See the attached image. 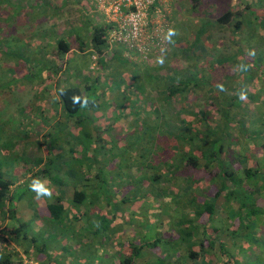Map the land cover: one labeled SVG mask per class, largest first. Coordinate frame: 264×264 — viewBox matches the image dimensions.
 I'll use <instances>...</instances> for the list:
<instances>
[{"label":"rangeland","instance_id":"374dc122","mask_svg":"<svg viewBox=\"0 0 264 264\" xmlns=\"http://www.w3.org/2000/svg\"><path fill=\"white\" fill-rule=\"evenodd\" d=\"M197 1L193 5L189 3L185 13L182 12L185 20L183 23L177 22L176 26L180 29L177 33L172 31L173 38L171 37L169 43L167 41L164 52L156 53L150 58L131 56L133 58L128 60L130 63L116 62L117 71L113 69L112 74L116 82L114 87L120 92L121 99L110 102L111 106H107L111 108L116 105L120 110L114 112L122 113L113 115L112 120H109L112 124L102 129V126L97 127V124H102V108L104 107V102L99 95L102 86H99L98 82L104 77V72L99 71L97 64L93 69H87L91 52L78 57L76 53L68 56L43 55L44 50L54 54L50 42L52 43L54 37L58 35L56 25L59 26L60 32L61 27L67 24L72 25L73 21L76 26L82 21L83 11L92 16L95 8L90 7L87 0H1L0 172L2 175H8V179L15 181L17 175H10L11 169L32 170L37 165L35 158L45 159L47 149L51 156L60 149L58 158L49 161L47 159L51 157H47L43 163L44 167L49 169L56 178L61 179L59 172L64 169H60L58 163L62 160L66 168L72 167L76 171L94 164L102 175L101 193L98 192V194L102 196V205L106 202L108 205L106 212L108 216L105 221L98 215L85 214L80 218L76 216L80 220L74 222L66 216L61 222L60 220L51 222L42 215L43 213L35 211L27 218L31 219L28 225L34 222L37 227L33 229L37 243H31L28 239L24 244L30 245L28 251L31 254L34 255L35 247L37 250L40 247L39 242L43 240L46 242V246L42 248L43 255H48L55 263H59L60 258L55 257V250H52V247H58L59 243L67 246L75 237L80 240L78 246L80 257H84V253L88 252L87 249L92 251L91 248L100 242H102L103 256L104 245L110 241L113 242L116 237L126 236L127 230L140 234V241L161 236L166 243L175 232L172 231L174 225L172 222L179 220L180 217H186L185 213L181 212L182 206L179 203L184 195L176 190L177 187L173 183L168 185L163 181L169 179L168 175L161 173L162 182L157 180L152 182L148 177L155 171L162 172L161 169L165 168L167 170L169 164L162 165L161 169L158 167L152 170L156 145H153L154 139L151 136L158 126L157 120L154 119L156 106L153 97L157 101V97L160 96L156 93L157 90L152 89V78L147 77L145 71L141 70L145 65L139 68L136 66L137 61L148 63L146 66L152 69L159 66L157 72H162L165 67H174L182 74L189 75L190 89L185 95L189 93L186 97L191 102H195L194 110L199 111L200 107L207 110L213 109L217 107L218 102L225 112L229 110V116L238 118L227 120L228 127L225 130L229 138L225 141L226 150L232 152L237 149L239 155L248 150V164H251L254 159H257L258 164L264 162L261 157L264 153L263 149L254 145L250 146L249 141H245L240 134H235L237 129L244 132L253 126L256 134H264V0ZM244 4H249L250 7H243L242 25L239 31L234 32L231 29L233 20L229 24L216 23V17L223 11L235 6L242 7ZM201 24L204 25V31L198 34L200 41H195L194 38H198L197 30ZM82 26L83 31L88 35L90 25L83 22ZM45 41L49 43L47 42L44 47L46 49H43L40 42ZM70 42L74 43L76 40L70 39ZM86 42L88 43V39ZM192 42L194 46L190 52L193 55L190 54L184 58L185 49ZM46 59L50 60L46 61ZM58 66H61L63 71L56 75L58 69L55 70V68ZM85 69L87 77L84 78L87 82L92 80L95 84L94 90L92 89L88 95L96 100L97 106H90L91 108L82 109L70 116L61 115L55 125L50 127L51 130H48L42 142L43 139L37 138L35 128L38 126L36 130L39 133L40 124H37V121L41 119L44 124V118L46 121L49 120L46 117V110L50 108L51 94L54 95V87L51 83L54 80L56 83L66 82L69 79L81 81L84 79L82 74ZM163 114L165 116L164 110ZM33 115H36L34 122ZM127 115L130 116L126 118ZM218 115L207 113L210 118H217ZM238 115L244 119L239 118ZM186 116L189 120L193 118L188 114ZM202 116L204 115L200 113L199 117ZM115 117L120 119L118 126H113ZM77 118L79 121L75 123ZM194 122L196 125L192 128L196 129L198 123ZM166 123L162 119L160 125ZM230 126L232 129H229ZM76 132L78 135L73 136ZM67 134L71 135L67 140L68 144L63 143ZM202 135L200 131V136ZM156 138L158 137L155 136ZM96 142L98 146L92 148L88 146ZM78 143L83 146V151L80 148L71 151L65 148L70 145L80 146ZM24 149L30 151L27 152ZM157 151L159 152V148ZM21 164H23L22 167ZM230 166H233V163ZM236 170L240 175V170ZM259 172H263L262 166L259 167ZM177 179L179 180V177ZM30 183L26 181L12 187L16 205L35 208L42 204L36 193L30 190ZM215 185L212 184V189ZM226 185L229 186L228 188L232 187L231 184L226 183ZM225 192L226 190L221 194ZM64 202L70 205L69 215L79 212L77 204L68 200ZM135 208L137 210L132 211ZM230 210L226 209L223 220L216 217L207 225L197 220L199 230L200 226L205 225L207 231L205 237L208 235V230L214 227L224 231L228 228L232 214ZM112 222L115 223V227L111 226ZM83 224L91 226L93 232H88L86 227L78 229ZM256 226H249V228L255 229ZM29 227L31 226H25L26 230H24L27 238L31 233ZM54 241H56L54 246L50 245ZM66 249L68 248L63 247V252H66ZM172 249L170 248L171 251ZM0 252H3L2 249ZM72 261H75V258ZM76 263L75 261L73 264Z\"/></svg>","mask_w":264,"mask_h":264},{"label":"trees","instance_id":"16d2710c","mask_svg":"<svg viewBox=\"0 0 264 264\" xmlns=\"http://www.w3.org/2000/svg\"><path fill=\"white\" fill-rule=\"evenodd\" d=\"M196 1L190 0V3L193 5ZM243 7L248 8L250 5L244 4L242 7L235 6L223 11L216 17V23L219 25L229 24L233 20L231 29L234 32L239 31L242 25ZM261 21L263 20L261 19ZM106 28L107 26L102 25L94 26L89 32L91 45L99 53L106 45ZM203 31L204 25L201 24L197 30L198 38H194L195 41H200L198 34ZM53 41L56 53L51 54L49 50H44L43 55L47 57L56 54L64 55L68 50V44L62 38ZM47 42L42 43L43 49H46L44 47H46ZM193 42L185 49L186 56L184 58L191 54ZM49 60L46 59V61ZM59 68L61 66L55 70ZM157 68L141 69L145 71L147 77L152 78V89L157 90L156 93L160 96L157 97V101L153 97L156 106L154 119L157 120L158 126L151 136L154 139L153 145H156L152 170L160 168L162 165H169L167 170L160 168L162 172H153L149 175V179L152 182L156 180L162 182L161 173H165L169 179L163 181L167 182L168 185L173 183L177 187L176 190L184 195L179 203L182 206L181 212H184L186 217H180L179 220L172 222L174 224L172 231H180L186 235L184 240L190 236L200 235V238L195 239V241L190 238L183 242L179 239L181 234L173 233V239L170 238L165 243L167 248L170 249L173 244L179 242L184 244L182 246L187 251V257L192 259V264H264V162L258 164L257 159H254L251 164H248V150L241 155L237 149L228 152L225 148V141L229 138V135L226 134L227 130H225L228 127L227 120L236 117L229 116V110L225 112L218 102L216 103L217 107L213 109L207 110L200 107L198 108L199 111L194 110L195 102L188 100L186 96L189 93L185 95L190 89L188 86L191 81L189 75L182 74L174 67H165L162 72H157ZM94 87L93 82L90 87L74 84L57 88L56 95L63 112L70 116L77 114L82 109L97 106L96 100L88 95L92 89L94 90ZM229 104L231 105V102ZM200 113L204 116L199 117ZM207 113L219 115L217 118H210ZM186 114L193 116L192 120H189ZM238 117L244 119L241 115ZM162 119L167 123L160 125ZM77 120L78 118L75 122ZM194 121L198 123L196 129L192 128L196 125ZM237 122L243 125L241 122ZM229 129H232V126ZM199 130L202 131V136H200ZM254 130V126L244 132L237 129L235 134H240L245 141H249L250 146L254 145L264 150V134H256ZM155 136L158 138L155 139ZM158 148L159 152L157 151ZM47 157L51 158L47 159ZM55 157L56 153L51 156L47 150L45 160L52 161ZM261 157L264 161V153ZM35 159L37 163L40 161V158ZM232 163L233 166H230ZM260 166L263 169L261 173L259 172ZM235 168L240 170V175ZM37 174L48 176L50 171L43 164ZM157 182L156 184L159 186ZM211 183L216 184L214 189H212ZM226 183L231 184L232 187L228 188ZM12 184L10 179L0 172V214L2 216L6 209L10 212L15 210V195L10 189ZM223 189L226 192L221 194L224 192ZM77 193L68 201L79 205L82 202L83 194L81 191ZM186 198L187 201L185 202ZM64 201L55 198L53 202L41 204L42 215L48 221L59 222L60 220L61 222L67 209V204ZM226 209H231L230 211L234 214H231L228 228L219 231L217 227H214L208 230L209 236L205 237L206 229L204 226L209 224L210 220L217 215L219 219L222 218L223 220ZM99 217L105 221L104 216ZM197 220L205 223L202 228L200 227V230H197ZM253 225L259 227L250 229L249 226L252 227ZM9 226H3L1 232L14 240H18L19 235L25 236V223L20 222L18 226L13 224ZM164 242L165 240L163 241L162 238L154 237L147 241L142 240L138 244H132L125 252L121 253L118 264H145L142 262V251L147 249L154 251L159 247V244H164ZM11 254L0 252V264H19L18 260L12 261ZM164 261L165 258L161 255L156 264H172L174 262ZM178 263L180 264L179 261Z\"/></svg>","mask_w":264,"mask_h":264},{"label":"crops","instance_id":"0c3cea01","mask_svg":"<svg viewBox=\"0 0 264 264\" xmlns=\"http://www.w3.org/2000/svg\"><path fill=\"white\" fill-rule=\"evenodd\" d=\"M169 2L166 4V6L168 8V12L166 14V19H168L169 21V27L168 30L166 32V40L169 41L171 40V37L173 38V33L172 31H175L176 33L179 31L180 27L176 26L178 25V23H183L185 20V15L182 14V12L185 13L186 9L189 7V3L190 0H168ZM198 2V1H196ZM67 3L65 2V5ZM90 7H94V5L91 3H89ZM153 5L155 7H162V4L160 2H158L157 0L153 3ZM95 8V7H94ZM70 11V9H68ZM85 13V14H84ZM94 14H92V16L90 14H87L85 11L82 12V21L79 22L76 26H75V22L73 21L72 25L67 24L65 27L63 26V28L61 27V32L59 31V26L56 25V32H58L57 37H54V39H59L62 38L65 43L68 44V50L65 52L64 55L68 56L70 54H75L76 53V57H78L79 55H84L87 52H91V58L90 61L87 65V69H93V67L96 66L99 69V71L102 73V71L104 72V77H102L101 75V81L99 80V86H102V90L101 93H99L100 98L102 99V101L104 102V107L102 108V124H97V127H101L102 129H106L107 125H111L112 121V116L116 115L117 113H122V112H114L115 110H120L119 108L116 107V105H113L111 108H109L110 102H116L117 99H121V95L119 94L120 92H118L116 90V88L113 86L116 82L114 81L113 78V69H116V62H128L130 63L128 60V57L123 56V48L119 47L118 45H113L112 47H107L106 45L103 47V50L101 51V53L97 52L91 45V38H90V30H89V34L86 35L87 33L83 31V22L88 23L90 25V29L91 27L94 26H107L106 31L108 29L109 24L104 20V17L102 15L101 12H99L98 10H93ZM71 14H73V12L71 11ZM74 17V14H73ZM180 17V19H178ZM178 22V23H177ZM176 23V24H175ZM175 24V25H174ZM170 33V34H169ZM86 35V38H85ZM105 37H106V32H105ZM53 39V40H54ZM70 39L76 40V42L71 43ZM86 39H88V43L86 42ZM52 40V43L50 42V46L52 47L53 51L55 49L54 47V41ZM42 45V42H40ZM49 43V42H48ZM81 47V48H80ZM55 52V51H54ZM122 53V54H121ZM67 61V58H66ZM139 68H146L148 66V63H145L143 61H137L136 62ZM63 71V68H59L56 72V75H59V73H61ZM117 71V69H116ZM85 72V73H84ZM100 73V74H101ZM83 78L87 75V70L85 69L83 71ZM87 77V76H86ZM66 81V80H65ZM92 80L87 82V79H83L81 81H77V80H70L66 81V82H59L56 83V81L54 80L53 83H51L52 87H54V95L51 94V100L50 105H49V109L46 110V117L49 119L46 121V119L44 118L45 123L43 124L40 121H37V124L39 125V133H37L36 127L35 131H36V135L38 139H43L44 140V136L45 134L48 133V130L55 125V122L58 121L61 117V115H67L65 112H63L58 97L56 95V90L57 88L63 87V86H67V85H74V84H79L81 86L84 85H88L89 87L91 86ZM108 87H110V89L108 90ZM105 88V89H103ZM100 91V90H99ZM98 91V92H99ZM51 92V91H50ZM103 92V94H102ZM96 102V101H95ZM54 105V106H53ZM109 105V106H107ZM41 106L43 107V104H41ZM45 110V108H44ZM54 116V119H52V117ZM121 116V115H119ZM127 115L126 118H128ZM29 118H31V116L28 115ZM34 118H36V115H33V122H34ZM116 118V117H115ZM120 119L116 118L115 119V124L113 126H118ZM32 122V124H33ZM76 123V122H75ZM110 128V126H109ZM38 129V128H37ZM94 128H92V132ZM108 129V128H107ZM78 135V132H76L73 136ZM71 135L67 134L64 138L63 143L68 144L67 140L69 139ZM96 137V136H95ZM42 140V141H43ZM100 141V140H99ZM78 145L75 147V145H70V146H65V148H68V151H71L75 148H80L83 151V146L78 143ZM98 142L96 143H92L89 144L88 146L95 147L98 146ZM64 148V149H65ZM47 149V148H45ZM27 152H29V149H24ZM48 150V149H47ZM64 151V150H63ZM58 152H60V149H58L57 153H56V157ZM55 154V153H54ZM53 154V155H54ZM36 160V159H35ZM45 159L40 158V161L37 163V165L34 167V169L29 170V169H21V170H16V169H11L12 171L10 172V175H17L15 181H11V183H13L12 185H10V187L14 186L15 184L17 185L22 184L26 181L32 182L33 180H39L44 186L48 187L51 190V196H41L38 197L40 201H42V205L46 204V203H50L53 202L55 198H60L61 200H71V198H73L74 195L78 194V191H81L83 194L82 195V202L77 205V208H79V212H73L69 215L70 212V205H67V209L65 211L64 216L68 217L69 219L72 220V222L76 221V220H80L79 218L85 214H89V215H98V216H104L105 218L108 216L107 215V209H108V205L107 202L102 205V196H100V194H98V192L101 193V186H100V178L102 177L100 173V171L96 168V166L94 164H90L91 166H88L87 168L83 169H79L78 171H76L74 168L69 167L66 168L65 166V162L62 160L58 163V167L60 169H64V171H60L59 172V176L61 179H58V177L56 178L55 175H53L51 172L50 174L47 175H41V174H37L38 170L41 168V166L43 165ZM23 164H21L20 166L22 167ZM77 172V173H76ZM139 172V171H138ZM138 174V173H137ZM6 177L8 175H5ZM149 177V175H148ZM13 192V188H10ZM80 194V193H79ZM79 196V195H78ZM69 202V201H68ZM41 204V203H40ZM15 210H13V212H10L8 209L5 210L3 216L0 214V250L2 249L3 252H7V253H12L11 254V258L12 261H19V264H23L24 261H31L34 262L35 264H73L75 261L79 264H118V259L120 258L121 253L124 251H126L130 245L132 244H138L139 242H141L139 239L140 234H136L133 231H129L127 230V233L125 234L126 236H121V237H116L114 238L115 240L112 242L110 241L108 244L104 245V249L105 251L103 252V256H102V242L98 243L97 245H95L92 251L90 249H87L88 252L84 253L85 256H79V243L80 240L78 238L73 237L72 240H70V242L67 244V246L65 245H61L60 243L58 244V247H52V250H55V257L60 258L59 263H55L54 260H52L51 257H49L48 255H43L42 252V248L44 247V245L46 244L45 241L41 240V243L39 242L38 245H40V247L37 248L35 247V253L34 255L31 254V252H29V248L30 245H24L29 239V241L31 243H37V240L35 239V232L33 231V229H37V227L35 226V223L33 222V224H29L28 222L31 220H28L35 211H40L42 214V211L40 209V206H37L35 208H29L26 207L24 205H16L15 204ZM130 209V208H129ZM137 208H135L132 211H136ZM134 214V213H133ZM79 218H77V217ZM191 216V215H189ZM217 218L219 217L218 215L216 216ZM215 217V218H216ZM214 218V219H215ZM212 219V220H214ZM219 219V218H218ZM28 220V221H27ZM70 221V220H69ZM25 223V226H31L29 227V231L30 233V237L27 238L26 234L25 236L23 235H19V239L18 240H14L11 237H9L7 234L1 232L3 229V226H9V225H16L18 226V223ZM41 226V224H39ZM111 226L115 227V223L112 222ZM10 227V226H9ZM88 230V232H93L91 226L87 225V224H83V226H79L78 229L80 228H85ZM201 227V226H200ZM202 228V227H201ZM200 228V229H201ZM26 230V228L24 229ZM197 230H199V224H198V228ZM207 232V231H206ZM21 233V232H20ZM174 233H178L181 234L180 236V240L183 242L188 241L190 238L193 239V241H195V239L200 238V235H196V236H190V238L184 240L183 238H185L186 235H183L182 233H180V231H175ZM200 233V231H199ZM22 234V233H21ZM165 237H167L166 235H164ZM209 236V235H208ZM159 238H161V236H158ZM157 237V238H158ZM173 237V236H172ZM173 239V238H172ZM30 242L28 244H30ZM56 241L50 243V245L54 246ZM86 244H87V240H86ZM179 244V245H178ZM172 245V244H171ZM184 244L182 243H175L173 244L171 247L173 248L172 251L170 249L167 248V245L164 243H161L159 245V247L154 250V251H149L147 250H143V260L142 262L145 264H156L157 260L159 259V257L162 255L163 258H165L164 262H169V263H173L172 264H179L178 261L180 262V264H192V259L187 257V251L183 248L184 246H182ZM46 246V245H45ZM63 247H67L68 249H66V252H63ZM90 250V251H89ZM81 252H83V250H81ZM37 253V255H36ZM43 255V257H42ZM82 255V253H81ZM88 255V256H87ZM75 258V261H72ZM76 263V264H77ZM25 264H29V263H25Z\"/></svg>","mask_w":264,"mask_h":264},{"label":"built area","instance_id":"2783aa9c","mask_svg":"<svg viewBox=\"0 0 264 264\" xmlns=\"http://www.w3.org/2000/svg\"><path fill=\"white\" fill-rule=\"evenodd\" d=\"M102 13L109 24L105 44L123 48V56L150 58L164 52L169 21L166 19L168 0H157L162 7H155L156 0H87ZM35 264L24 261L23 264Z\"/></svg>","mask_w":264,"mask_h":264},{"label":"clouds","instance_id":"9594fccd","mask_svg":"<svg viewBox=\"0 0 264 264\" xmlns=\"http://www.w3.org/2000/svg\"><path fill=\"white\" fill-rule=\"evenodd\" d=\"M29 188L31 191L35 192L37 197H41V196H51V190L44 186L39 180H33L30 184H29Z\"/></svg>","mask_w":264,"mask_h":264}]
</instances>
